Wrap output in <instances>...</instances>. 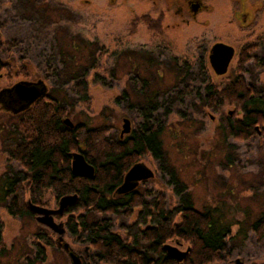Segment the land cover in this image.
I'll return each instance as SVG.
<instances>
[{"label": "rangeland", "instance_id": "rangeland-1", "mask_svg": "<svg viewBox=\"0 0 264 264\" xmlns=\"http://www.w3.org/2000/svg\"><path fill=\"white\" fill-rule=\"evenodd\" d=\"M150 2L0 0V64L9 67L0 71V88L19 81L22 76L17 68L27 64L28 79L45 81L48 96L66 109L74 126L105 128L110 141L119 138L124 119L130 121L131 132L142 126L136 98L158 92L153 99L158 108L157 123L162 127L163 159L147 155L136 161L144 162L154 174L141 182L137 191L150 206L161 194L167 210L190 204L231 224L228 255L211 264H231L235 259L264 264V237H257L252 230L253 223L264 217V134L247 141L226 138L219 128L220 114L202 104L209 85L222 88L235 75H242L264 95V4L250 33L227 23L223 0H204L212 9L200 13L196 24L180 29L165 28L176 21L169 14L159 26L156 21L152 25L150 18H157L164 6ZM215 42L234 47L230 76L217 75L209 65L208 50ZM244 46L251 48L243 50L239 70ZM174 57L180 61L175 62ZM186 60L189 62L184 63ZM71 73L86 74V102L79 99ZM124 92L131 102L123 97ZM20 117L0 115V185L7 174L23 170L9 156L10 148L20 141ZM116 196L121 195L112 198ZM59 199L46 190L41 206L57 210ZM71 207L54 216L60 217L55 222L64 223V242L89 264H108L98 262L90 244L78 242L69 233L66 222ZM129 208L116 214L78 210L72 215L76 219L83 216L88 224L108 219L111 231L123 234L120 226L133 224L138 214L134 209L131 215L126 214ZM34 217L31 213L9 215L0 202V264H71L57 245L58 234L39 225ZM166 244L182 252L190 250L178 240ZM145 246L139 245L141 250Z\"/></svg>", "mask_w": 264, "mask_h": 264}, {"label": "trees", "instance_id": "trees-1", "mask_svg": "<svg viewBox=\"0 0 264 264\" xmlns=\"http://www.w3.org/2000/svg\"><path fill=\"white\" fill-rule=\"evenodd\" d=\"M247 46V45H246ZM244 46L238 69H242ZM200 59L199 66H203ZM190 67V66H189ZM0 64V71L8 69ZM177 76L180 68H175ZM75 78L76 92L82 102L88 100V80L80 73ZM26 77V68H20ZM148 84V83H147ZM146 84V86H147ZM136 98L138 112L143 124L123 138L110 141L105 128L91 129L83 124L70 128L64 124L67 111L56 98L36 102L17 121L20 141L9 150V156L23 169L7 174L0 185V202L15 217L29 215L25 195L34 204L41 205L46 190H51L59 199L76 194L78 199L68 209L66 222L69 233L78 242H87L95 250L96 260L108 264H211L227 257V241L231 239L230 227L219 216L210 211L199 212L189 204L166 209L165 198L159 194L156 203L150 206L137 189L124 196L112 198L121 184L123 175L138 159L151 155L163 159L160 140L162 127L157 123V103L153 96ZM123 97L131 100L128 92ZM131 102V101H130ZM204 107L220 114L218 121L224 137L236 141H247L258 135L264 123V95L256 92L242 75L222 88L209 85L202 96ZM254 106V107H250ZM228 112L223 113V109ZM231 109V110H230ZM80 151L85 160L93 165V176L74 175L71 171V153ZM7 200H9L7 202ZM130 207L138 211L134 223L121 225L123 234L112 232L108 219L85 223L83 216L74 218L78 210L96 214H116ZM60 219L59 216L55 217ZM179 219V222H176ZM1 227V224H0ZM252 230L257 237H264V217L257 219ZM187 244L189 252L181 263L167 257L163 246L172 241ZM146 244L144 250L139 247ZM51 245V243H50Z\"/></svg>", "mask_w": 264, "mask_h": 264}, {"label": "water", "instance_id": "water-1", "mask_svg": "<svg viewBox=\"0 0 264 264\" xmlns=\"http://www.w3.org/2000/svg\"><path fill=\"white\" fill-rule=\"evenodd\" d=\"M223 44H214L211 49L215 51L219 47H223ZM211 54L209 55V60L211 59ZM212 63V60H211ZM213 66V65H212ZM49 91L48 86L45 84L43 79H38L37 81L20 80L13 83L11 86L0 88V102L6 109L13 110L12 113H20L26 111L34 105L38 99L42 98L44 94ZM231 114V111L228 112ZM64 124L70 128L74 127V124L65 118L63 120ZM257 132H260V128L256 127ZM130 131V121L128 119L123 120L122 131L120 137L123 134H128ZM71 171L74 175H87L93 176L95 170L93 165L89 164L84 155L80 152L71 153ZM154 174L144 162H136L126 171L123 175L121 184L115 189L112 196L115 195H126L134 191L141 182H144L150 178H153ZM78 197L76 194H69L62 196L58 201L57 210H49L41 205L34 204L31 201L26 202L27 210L33 214L35 221L39 225L45 226L51 232L58 234L57 245L63 249V251L69 257L71 264H89L81 255L76 254L63 240V234L65 232L64 223L59 221L55 222V215H62L64 209L69 206H73ZM178 243V242H177ZM163 249L169 259L182 262L185 256L188 254L187 251H180L176 247L165 244ZM231 264H243L239 259H235Z\"/></svg>", "mask_w": 264, "mask_h": 264}, {"label": "flooded vegetation", "instance_id": "flooded-vegetation-1", "mask_svg": "<svg viewBox=\"0 0 264 264\" xmlns=\"http://www.w3.org/2000/svg\"><path fill=\"white\" fill-rule=\"evenodd\" d=\"M223 2L228 10L226 12L227 23L236 24V27L239 28V30L242 32L252 33L255 23L258 20L259 14H261L262 12L264 2L263 1L260 2L259 0H223ZM150 3L154 6H157V5L164 6V8L160 10V14L157 15V18H152V17L150 18L152 25L154 24V21H156L157 25L159 26L161 24V19H163L165 15L169 14L170 17H174V19H176L174 23L167 24L165 26V28H171V29H178V28L180 29L182 25L183 26L186 25L187 27H190L192 24H196L198 22L197 16H199L200 13L204 11L209 12L212 9V5L210 3L207 4L206 2H204V0H151ZM204 24H207V22H204ZM260 37L261 36H259L257 39H259ZM214 44H223L224 46L217 48L215 51H212V54H211L210 49ZM247 46H250V44ZM210 54H211V59L209 60ZM235 54L236 52L234 50V47L229 46L228 44H225L223 42H215L210 46L208 50L209 65L211 64V68L214 70V72L217 75L230 76L231 71H232L230 66L233 61V58L235 57ZM172 60H174L175 62L180 61L176 57L172 58ZM211 60H212V63H211ZM187 62L189 61L187 60L184 61V63H187ZM23 66L26 68L27 76L20 77L19 81L20 80L37 81L38 79L36 80L28 79L29 78L28 77L29 76L28 75L29 66L27 64H22L20 67H23ZM17 69L20 71L19 68ZM236 77L237 75H235V77L232 80H234ZM4 87H8V86H4ZM47 97H49L48 92L44 94L41 99L39 98L38 101L46 100ZM13 111L14 109L12 111L9 109H6L3 106V104L0 102V115L6 113L7 115L14 114L16 116L17 115L22 116L27 110L20 112V113H12ZM130 132H131V128H130L129 133ZM263 134H264V125L261 126V129L258 135L262 136ZM124 135L125 134H123L122 137L119 136V138H123Z\"/></svg>", "mask_w": 264, "mask_h": 264}]
</instances>
